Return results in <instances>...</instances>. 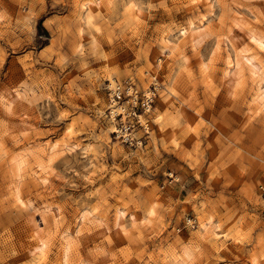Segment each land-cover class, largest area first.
I'll list each match as a JSON object with an SVG mask.
<instances>
[{
	"label": "rangeland",
	"instance_id": "rangeland-1",
	"mask_svg": "<svg viewBox=\"0 0 264 264\" xmlns=\"http://www.w3.org/2000/svg\"><path fill=\"white\" fill-rule=\"evenodd\" d=\"M0 264H264V0H0Z\"/></svg>",
	"mask_w": 264,
	"mask_h": 264
},
{
	"label": "built area",
	"instance_id": "built-area-1",
	"mask_svg": "<svg viewBox=\"0 0 264 264\" xmlns=\"http://www.w3.org/2000/svg\"><path fill=\"white\" fill-rule=\"evenodd\" d=\"M115 84H114V88H108L107 85L105 87L109 106L115 105L116 107L118 106L121 107L122 105H124L123 113L132 114L130 110L131 108H133L135 112L137 111L142 112L152 105L154 99L153 93L148 98L141 92L136 93L137 90L135 89V83L132 79L127 78L121 81H116ZM150 89H153V92L155 90L154 86H151ZM131 99H134L135 105L129 104ZM132 116L135 117L134 114H132ZM194 222L195 221H193L192 219H188L187 225L193 228L195 226Z\"/></svg>",
	"mask_w": 264,
	"mask_h": 264
},
{
	"label": "bare ground",
	"instance_id": "bare-ground-1",
	"mask_svg": "<svg viewBox=\"0 0 264 264\" xmlns=\"http://www.w3.org/2000/svg\"><path fill=\"white\" fill-rule=\"evenodd\" d=\"M115 84V83H114ZM114 84L112 85V87L111 88H114ZM115 86H116V84H115ZM113 90V89H112ZM147 98L148 97H150V95L149 94H146L145 95ZM134 97H135V95H134ZM131 102H134V99H131ZM149 108V107H148ZM147 108V109H148ZM146 109V110H147ZM40 243V242H39ZM38 243V245H36V247L34 248V250H32L31 251V253H33L34 251H38V252H41L42 251V249H43V243L41 242L40 244Z\"/></svg>",
	"mask_w": 264,
	"mask_h": 264
}]
</instances>
